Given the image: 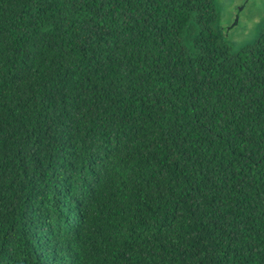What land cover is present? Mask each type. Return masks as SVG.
<instances>
[{
    "label": "trees",
    "instance_id": "obj_1",
    "mask_svg": "<svg viewBox=\"0 0 264 264\" xmlns=\"http://www.w3.org/2000/svg\"><path fill=\"white\" fill-rule=\"evenodd\" d=\"M215 0H0V264H264V27Z\"/></svg>",
    "mask_w": 264,
    "mask_h": 264
},
{
    "label": "rangeland",
    "instance_id": "obj_2",
    "mask_svg": "<svg viewBox=\"0 0 264 264\" xmlns=\"http://www.w3.org/2000/svg\"><path fill=\"white\" fill-rule=\"evenodd\" d=\"M215 3L216 26L221 28L230 51L255 41L264 27V0H215Z\"/></svg>",
    "mask_w": 264,
    "mask_h": 264
},
{
    "label": "water",
    "instance_id": "obj_3",
    "mask_svg": "<svg viewBox=\"0 0 264 264\" xmlns=\"http://www.w3.org/2000/svg\"><path fill=\"white\" fill-rule=\"evenodd\" d=\"M237 19V17H235V20Z\"/></svg>",
    "mask_w": 264,
    "mask_h": 264
}]
</instances>
